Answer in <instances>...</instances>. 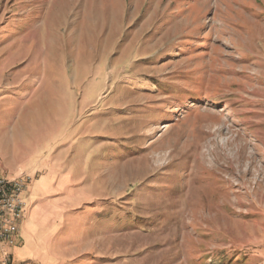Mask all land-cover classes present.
I'll list each match as a JSON object with an SVG mask.
<instances>
[{
	"label": "rangeland",
	"instance_id": "obj_1",
	"mask_svg": "<svg viewBox=\"0 0 264 264\" xmlns=\"http://www.w3.org/2000/svg\"><path fill=\"white\" fill-rule=\"evenodd\" d=\"M2 120L0 264H264V0H0Z\"/></svg>",
	"mask_w": 264,
	"mask_h": 264
},
{
	"label": "built area",
	"instance_id": "obj_2",
	"mask_svg": "<svg viewBox=\"0 0 264 264\" xmlns=\"http://www.w3.org/2000/svg\"><path fill=\"white\" fill-rule=\"evenodd\" d=\"M29 183L30 176L25 173L15 181L0 180V257L4 259L16 245L27 217Z\"/></svg>",
	"mask_w": 264,
	"mask_h": 264
},
{
	"label": "crops",
	"instance_id": "obj_3",
	"mask_svg": "<svg viewBox=\"0 0 264 264\" xmlns=\"http://www.w3.org/2000/svg\"><path fill=\"white\" fill-rule=\"evenodd\" d=\"M4 114V113H2ZM1 114V115H2ZM4 123V120L0 121V127H2L0 130V144L2 145L3 143L7 142V143H13V144H18V142L20 141V139L22 138V134L18 132L19 126H15L13 128V130H10L9 126H6ZM6 126L7 130L3 131V128ZM18 127V128H17ZM17 130V132H16ZM22 131V130H21ZM23 133V131H22ZM20 172H15L14 174H6L4 176L1 177H13L17 174H19ZM28 173V172H25ZM29 174V173H28Z\"/></svg>",
	"mask_w": 264,
	"mask_h": 264
},
{
	"label": "bare ground",
	"instance_id": "obj_4",
	"mask_svg": "<svg viewBox=\"0 0 264 264\" xmlns=\"http://www.w3.org/2000/svg\"><path fill=\"white\" fill-rule=\"evenodd\" d=\"M19 177V176H18ZM18 177L15 178H9V177H0V180H5V181H15L16 179H18ZM28 204V202H27ZM26 204V205H27Z\"/></svg>",
	"mask_w": 264,
	"mask_h": 264
}]
</instances>
